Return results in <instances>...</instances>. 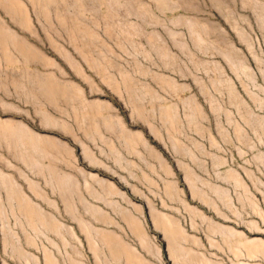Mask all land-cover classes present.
Returning a JSON list of instances; mask_svg holds the SVG:
<instances>
[{"label": "rangeland", "instance_id": "rangeland-1", "mask_svg": "<svg viewBox=\"0 0 264 264\" xmlns=\"http://www.w3.org/2000/svg\"><path fill=\"white\" fill-rule=\"evenodd\" d=\"M4 1L7 8L21 7L24 27L18 33L24 40L56 59L55 47L67 53L82 72V80L73 74L70 78L80 86L87 103L109 102L126 119L104 83L114 79L135 83V106L143 103L146 108L139 117L166 141L160 145L147 135L139 117L126 120L130 129L142 131L150 154L161 158L158 162L146 151L151 168H172V178L181 187L176 166L205 181L217 179L219 173H235L248 184L253 198L260 194L255 189L264 191V0ZM27 122L38 134V149H44L41 172L50 170L55 185L61 177L66 179L75 199H82V170L108 178L82 159V129L70 128L80 140L74 142L68 134L43 126L42 119ZM97 146L101 145L90 146L92 152ZM27 165L2 160L1 176L22 188L23 199L34 211L53 216L61 233H48L44 227L24 230L12 222V214L5 209L6 222L0 223V259L10 251L9 244L17 243L42 258L54 252L66 259L80 258L82 264H95L79 225L64 214L56 189L43 184L37 165L34 172ZM152 177L163 180L162 176ZM30 184L37 186L35 193L29 190ZM164 194L163 190L128 193L127 204L119 200V211L139 212L145 230L152 233L147 211L175 214L174 197ZM182 198L184 207L179 215L185 217L190 215L187 208L195 203L185 189ZM4 200L2 193L0 201ZM88 200L83 202L94 207ZM78 205L72 200L71 210L82 213ZM102 212L119 221L116 210ZM88 219L83 218L90 231H127L122 223L90 224ZM77 252L79 257L74 256Z\"/></svg>", "mask_w": 264, "mask_h": 264}, {"label": "crops", "instance_id": "crops-1", "mask_svg": "<svg viewBox=\"0 0 264 264\" xmlns=\"http://www.w3.org/2000/svg\"><path fill=\"white\" fill-rule=\"evenodd\" d=\"M22 16L21 7L16 5L7 8L6 1L0 0V162L11 159L24 163V159L39 157L38 134L28 124V120L36 119L39 122L42 119L43 126H50L62 135L68 134L74 142L80 140H77L76 133L70 128L82 129V159L87 166L98 168L108 176L102 177L82 170V203L91 199L101 214L104 209L116 210L119 221L102 214L105 220L101 217L95 224H124L126 233L99 232L115 236L129 250L132 248L133 256L136 255L131 263L126 257H120L118 262H114L106 253L101 252L102 262L172 264L169 253L172 242L176 259L184 256L180 257L182 263L264 264V191L255 189L260 194L253 198L248 194L251 192L248 184L238 180L235 173H219L217 179L205 181L195 178L196 174L192 171L175 165L181 175V187L172 178L175 175L172 168L166 165L160 166V171L151 168L149 158L144 155L146 151L158 162L161 158L156 153L150 154V145L142 131L130 129L126 124V120H135L146 109L143 103L137 104V108L135 106V83L130 79H114L104 83L119 102L126 119L109 102L87 103L80 86L70 78V74H73L82 80V72L60 47H55L58 48L54 52L56 59L43 54L36 46L24 40L18 33L24 27ZM74 101L77 104L72 107ZM141 125L158 144H165L161 133H157L149 122L142 119ZM91 145L101 146H97L94 153ZM144 161H148L147 165ZM152 175L162 176L163 182ZM167 176H170L168 180ZM3 180L0 172V194L5 196V200L0 201V223L6 222L5 209H8L12 214L10 217L14 218L12 222L21 224L24 230H32L36 222L35 215L29 214L33 210L32 204L23 199L22 188L18 184H9L6 179ZM184 189L195 203L187 208L190 215L185 217L179 215L184 207ZM146 190H163L166 195L169 190L175 202L173 215L156 211L158 217L163 216L159 231L153 225L151 210L147 211L152 233L145 230L139 212L129 214L119 211V200L127 204L128 193ZM144 205L148 208L147 203ZM82 221H85L83 217ZM128 221L137 224L141 231H132L127 225ZM9 246L10 251L0 259V264H82L80 258L66 259L61 254L56 256L54 252H47L42 258L24 250L17 243ZM80 254L77 252L74 256L79 257Z\"/></svg>", "mask_w": 264, "mask_h": 264}, {"label": "bare ground", "instance_id": "bare-ground-1", "mask_svg": "<svg viewBox=\"0 0 264 264\" xmlns=\"http://www.w3.org/2000/svg\"><path fill=\"white\" fill-rule=\"evenodd\" d=\"M192 115V114H191ZM46 153H48L49 151L48 150H45ZM39 157L38 158H28V159H24V163L27 165L28 169L31 171V172H34L35 169H36V165H37V169H38V175L42 178L43 180V184L45 186L48 187H51V189L55 188L56 189V194L57 196L59 197V199L61 200V203L63 204V207H64V214L68 215L69 217H71L74 221L77 222V224L79 225V228L82 230V233H83V236L84 238L86 239V242L88 244V248H89V252L93 255V258H94V263L95 264H110V263H104L105 261L102 262L101 258H100V253L101 252H104L106 253V256H108L111 260H113L114 262H118V258L120 257H126V259L128 260L129 263H131L134 259V257L136 256H133V253H132V248L131 250H129V248H127V246L121 242L120 240L116 239L115 236H112L111 234H101L102 232H99L98 230H92L90 231L86 224H85V221H82L80 219L81 215L82 214V217H88L90 220L91 218V222L90 224H94L98 221H100L101 217L103 220H105V217L102 216V214L99 212L98 209H96L95 207H91V206H86L85 204L82 203V199L81 200H77L75 199V196H73V190L67 186L66 184V179L64 180L63 177L60 178V180L57 181V184L55 185V182H54V177L52 176L50 170H45L44 172H41V167H40V161L42 160V158L45 157V154H44V149L43 147H40L39 148ZM47 155V154H46ZM50 163V162H49ZM48 169V168H47ZM2 177V176H1ZM59 177V176H58ZM66 177V176H65ZM67 178V177H66ZM7 179V178H6ZM186 179V178H185ZM69 180V178H67V181ZM188 179H186L187 181ZM69 182V181H68ZM70 184V183H69ZM71 185V184H70ZM32 192H36V189L37 186L35 184H30V187H29ZM168 193H169V190H167ZM55 192V191H54ZM222 192V191H221ZM39 193V192H38ZM218 194V193H217ZM249 194V193H248ZM40 197V196H39ZM74 197V198H73ZM43 197H41V200H42ZM45 198V197H44ZM74 201L76 200L77 203H80V205H78L80 208H82V213L81 212H74L72 211V207H71V201ZM43 201V200H42ZM45 201V199H44ZM43 201V202H44ZM48 202L50 200H47ZM46 203V201L44 202V204ZM49 204V203H48ZM47 205V204H46ZM252 205V204H251ZM50 206V205H48ZM52 206H50V208H52ZM255 207V206H253ZM249 208V207H248ZM72 209V210H71ZM33 214L35 215V225H34V228L32 229L33 231L35 230L36 231V227L37 228H46V230L50 231V233H53V234H60L61 233V229L59 228V225L57 224V222L54 220L53 216H49V215H42L39 211L37 210H33ZM46 214V213H45ZM150 215L153 219V225L154 227L159 231L161 229V226H162V218L161 217H158L159 214H157V212L155 210H152L150 211ZM165 215V214H164ZM97 220V221H96ZM203 221V220H202ZM249 221V220H248ZM75 222V223H76ZM103 224L105 222H102ZM76 224V225H77ZM106 224H108L106 222ZM254 224V223H253ZM89 225V224H88ZM127 225L131 228L132 231L134 232H140L141 229L139 228V226L137 224H135L134 222H130L128 221ZM164 226V225H163ZM174 228V227H173ZM173 228H170V230H172V232L174 231ZM204 228V227H203ZM210 228V227H209ZM95 229V228H94ZM213 230V229H212ZM217 230V229H216ZM220 231V230H218ZM38 232V231H37ZM169 232V231H168ZM213 232V231H212ZM215 232V231H214ZM223 232V231H222ZM47 233V232H46ZM220 233V232H219ZM226 233V232H225ZM233 233V232H232ZM231 233V234H232ZM40 234H43V233H40ZM222 234V233H220ZM228 234V233H227ZM71 235V234H70ZM4 236V235H3ZM226 237V236H225ZM209 238V237H207ZM50 239V238H49ZM63 239V238H62ZM243 239V238H242ZM209 240V239H208ZM227 240H229V238H227ZM247 240V239H246ZM244 242V241H243ZM242 242V243H243ZM251 242V241H250ZM54 243V242H53ZM175 243V242H174ZM252 243V242H251ZM257 243V242H256ZM55 245V244H54ZM172 245V242L170 243V250H169V253H170V257L172 258V264H187L186 263H182L180 262L181 261V258L183 257H175L174 255V248H175V245L174 247L172 248L171 247ZM234 246V245H233ZM55 247V246H53ZM56 248V247H55ZM185 248V247H184ZM104 250V251H101V250ZM252 249V248H251ZM256 249V248H255ZM183 250V248H182ZM190 250V249H189ZM181 251V250H180ZM179 253V252H178ZM182 253V252H181ZM177 254V252H176ZM194 254V253H193ZM198 254V253H197ZM103 255V254H102ZM184 255H187V253H185ZM191 256V255H190ZM251 256V255H250ZM102 257V256H101ZM187 257V256H186ZM185 257V258H186ZM106 258V257H105ZM109 259V261H110ZM190 259V257H189ZM138 260V259H137ZM209 259H207L208 261ZM107 261V260H106ZM185 261V260H183ZM213 261V260H212ZM217 261V260H216ZM211 262V261H210ZM218 262V261H217ZM219 263V262H218ZM196 264V263H195ZM202 264V263H200ZM216 264V263H215Z\"/></svg>", "mask_w": 264, "mask_h": 264}]
</instances>
